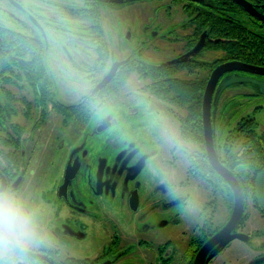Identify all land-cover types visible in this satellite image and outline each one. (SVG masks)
I'll list each match as a JSON object with an SVG mask.
<instances>
[{
	"label": "flooded vegetation",
	"instance_id": "1",
	"mask_svg": "<svg viewBox=\"0 0 264 264\" xmlns=\"http://www.w3.org/2000/svg\"><path fill=\"white\" fill-rule=\"evenodd\" d=\"M242 1L264 15V0ZM44 4L59 10L63 19L46 12ZM144 4L158 7L146 15L142 28L123 27L121 21L129 12L142 16L135 10ZM5 22L19 24L22 31ZM224 22L238 35L223 39L232 33L214 27L221 28ZM53 30H74L78 38L87 40L91 48L88 71L94 73L91 89L102 96V111L90 112L53 72L48 55ZM12 34L38 44H12ZM230 41L232 57L223 50ZM201 43L202 49L190 56ZM174 45L180 46L171 48ZM164 47L179 53L161 64L145 60ZM207 53L224 57L208 62ZM229 63L264 72V21L237 0H0V185L26 188L40 209L52 244L29 254L36 264H195L236 207V192L224 170L241 187L244 213L236 232L248 239L230 242L208 264L236 241L251 244L255 237L264 239V209L256 194L257 180L264 174V133L257 119L264 113V95L255 84L242 83L217 96L227 78L264 82L263 74L235 70L218 77L210 118L221 171L213 166L208 152L206 90L214 71ZM115 67L110 83L96 91ZM162 67L179 68L178 77L188 68L192 73H187H198L185 80L205 86L199 123L182 124L190 112L147 89L155 81L139 70L152 68L155 73ZM131 78V83L140 85L136 91L145 101L143 109L127 99ZM112 103L129 109L108 112ZM148 104L163 106L200 152L203 171L183 173V183L203 203L192 228L182 222L186 217L183 200L170 196L149 166L155 145L147 132L152 116L146 110ZM257 221L262 228L252 231L249 226ZM252 249L259 254L252 264H264V242Z\"/></svg>",
	"mask_w": 264,
	"mask_h": 264
},
{
	"label": "clouds",
	"instance_id": "2",
	"mask_svg": "<svg viewBox=\"0 0 264 264\" xmlns=\"http://www.w3.org/2000/svg\"><path fill=\"white\" fill-rule=\"evenodd\" d=\"M42 7L63 19L59 10L47 4ZM48 55L53 72L66 89L77 94L90 112L102 111L103 98L91 89L90 78L94 73L88 71L91 48L87 40L78 38L74 30H53ZM126 96L129 102H143L134 83L127 85ZM146 110L152 113L147 132L155 145V155L150 158L149 166L158 181L168 188L169 195L182 199L184 211L194 214L198 200L195 191L183 183V173L203 171L200 152L170 114L150 104L146 105ZM51 244L52 237L32 194L24 187L0 185V264H36L29 254Z\"/></svg>",
	"mask_w": 264,
	"mask_h": 264
},
{
	"label": "water",
	"instance_id": "3",
	"mask_svg": "<svg viewBox=\"0 0 264 264\" xmlns=\"http://www.w3.org/2000/svg\"><path fill=\"white\" fill-rule=\"evenodd\" d=\"M238 3L246 9L249 13L253 14L255 17L259 18L261 21H264V15H259L256 8L249 4L246 3L242 0H237ZM203 47V43L199 44L196 49L190 54V56H193L194 54L198 53ZM189 56V55H188ZM186 58H189V57ZM181 62V60H179ZM115 67L112 71V73L105 78V80L97 87L96 91H99L106 87L110 81L113 79L114 74L116 72ZM235 70H243L246 72H254L257 74H263L264 72L260 69H253L252 67L245 65V64H240V63H229L226 65H223L216 69L212 75V78L208 84L207 90H206V95L204 99V124H205V135L208 143V152H209V157L210 160L213 164V166L221 171V165L216 157L214 146H213V139H212V128H211V118H210V110H211V102H212V93L213 90L216 87V84L218 82V77H221L222 75L235 71ZM242 83H252L258 86L260 94L264 95V82H259V81H254L248 78H239V77H230L225 79L219 89H218V94L217 96H220V94L227 89L230 86L237 85V84H242ZM223 174L226 179L229 181L231 186L234 188L236 192V207L233 212V215L228 222V224L216 235L214 236L201 250L199 253L196 263L195 264H208L218 253L224 249L230 242L234 240H242V241H247L248 237L244 234L237 233V228L242 220L243 213H244V197L243 193L241 190V187L239 186L238 182L236 179L231 176L227 171L224 170ZM263 185H264V174H262L256 184V194L257 198L264 209V190H263Z\"/></svg>",
	"mask_w": 264,
	"mask_h": 264
},
{
	"label": "rangeland",
	"instance_id": "4",
	"mask_svg": "<svg viewBox=\"0 0 264 264\" xmlns=\"http://www.w3.org/2000/svg\"><path fill=\"white\" fill-rule=\"evenodd\" d=\"M157 7H158V4L140 5L139 8L135 10V12H137L140 15L142 14V16L135 15L134 12H132V13L129 12V15H127V17L121 21L122 26L123 27L131 26L135 31L140 30V28H142V26L147 22L146 18L148 16H146V15H151ZM162 18H163V15H162ZM149 22H152V21H149ZM5 25H7L8 27H10L12 29L22 31V28L19 24H12V23H6L5 22ZM163 32H167V28H165ZM154 45H158V44L154 43ZM179 46L174 45L171 48H173V47L179 48ZM163 50H165V47L162 48V51L160 53H155V52L151 53L148 57L145 58V60L150 62V63H153V64H161V63L165 62L166 59H169L171 57V55L174 56L173 55L174 52H172L171 50L170 51L165 50L166 52H164ZM175 53L176 54L179 53L178 49H177V51H175ZM222 57H224V55L222 53H207L206 54V60L208 62H210V61L213 62L214 60L220 59ZM185 71L192 73L189 68L186 69ZM187 72L182 73L180 77L183 79H188V78L193 79V78H195V75L198 74V73L189 74ZM132 78H131L130 82L132 81ZM133 83L135 84L136 82H133ZM139 86L140 85H136V87H139ZM245 88L248 91L253 90L251 86H249V87L247 86ZM144 102L145 101L140 102V103H134L132 105L136 106L137 108L143 109L144 104H142V103H144ZM153 102L158 103L155 100ZM254 103L257 105L258 101H254ZM166 107H168V106H166ZM156 108L162 109L163 111L166 112V110L163 106L161 107V106L157 105ZM121 109L127 111L129 108L127 106H121L120 104H113L112 103L111 106H108L106 110L108 112L115 113V111H119ZM177 111L181 114H185L183 110H180L178 108H177ZM257 119H258L259 123L261 124L260 131L262 133H264V113L258 115ZM196 197L198 200V196H196ZM202 205H203V203L200 200H198V207L200 208ZM196 213L197 212H195L194 214H189V213L185 212L186 217L183 218V221H182L185 226L191 227V228L194 227V224H196V221H197ZM255 215H256V217H258L260 219L259 213L258 214L256 213ZM191 220H193V222H191ZM187 227H185V228H187ZM249 227L251 229H253L252 231H256L259 228H262V223H259L257 221V222H254L252 224V226H249ZM263 242H264V239L259 240L256 237L253 239L251 244L236 241V242L232 243V245L229 248H227L221 255H219L215 259L213 264H252L254 261L257 260V258L259 256V254L257 252H254V250L252 248L258 249ZM250 247H252V248H250Z\"/></svg>",
	"mask_w": 264,
	"mask_h": 264
},
{
	"label": "trees",
	"instance_id": "5",
	"mask_svg": "<svg viewBox=\"0 0 264 264\" xmlns=\"http://www.w3.org/2000/svg\"><path fill=\"white\" fill-rule=\"evenodd\" d=\"M216 24V22L212 23ZM218 24V23H217ZM216 24V25H217ZM214 29H218L217 31L223 29L224 31H229L232 34L230 37H223V39L230 38L232 39V35H238L236 33L237 30H235L230 24L227 22H224L223 27H214ZM238 32V31H237ZM11 36V43L16 44L19 46H26L29 44L35 45L38 44L37 42H29L26 38L19 36L17 34H12ZM216 38V37H215ZM258 43V41H256ZM221 46V44H219ZM223 45H225L223 50H228V54L230 57H232L233 52H231V46L233 43L226 42ZM229 47H227V46ZM221 48V47H218ZM245 56V55H242ZM179 68L176 67H162L158 68L157 72L154 73V69L152 68H145L142 70H139V72L143 75L145 78L152 79L155 81V83L150 84L147 89L149 92L154 93L157 95L161 100H164L171 105H175L180 109L186 110L190 112V116L186 119H182V124L188 123H199L200 120V109H201V97L202 92L204 90L203 82L200 81H187L185 79H182L178 76H176V73L178 72ZM138 70H133V72H137ZM138 73V72H137ZM118 85V84H117ZM115 84V86H117ZM113 86V85H112ZM124 85L119 84L118 87L122 88ZM198 133V132H196Z\"/></svg>",
	"mask_w": 264,
	"mask_h": 264
}]
</instances>
